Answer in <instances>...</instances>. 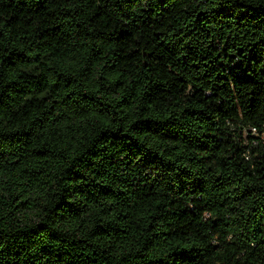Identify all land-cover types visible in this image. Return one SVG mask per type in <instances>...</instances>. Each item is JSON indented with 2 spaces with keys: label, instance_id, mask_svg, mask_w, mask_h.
<instances>
[{
  "label": "trees",
  "instance_id": "obj_1",
  "mask_svg": "<svg viewBox=\"0 0 264 264\" xmlns=\"http://www.w3.org/2000/svg\"><path fill=\"white\" fill-rule=\"evenodd\" d=\"M0 264H264V0H0Z\"/></svg>",
  "mask_w": 264,
  "mask_h": 264
},
{
  "label": "built area",
  "instance_id": "obj_2",
  "mask_svg": "<svg viewBox=\"0 0 264 264\" xmlns=\"http://www.w3.org/2000/svg\"><path fill=\"white\" fill-rule=\"evenodd\" d=\"M253 135H255V130H253Z\"/></svg>",
  "mask_w": 264,
  "mask_h": 264
}]
</instances>
